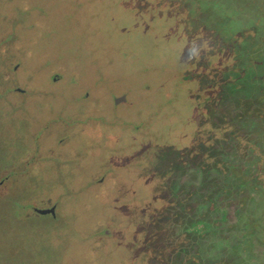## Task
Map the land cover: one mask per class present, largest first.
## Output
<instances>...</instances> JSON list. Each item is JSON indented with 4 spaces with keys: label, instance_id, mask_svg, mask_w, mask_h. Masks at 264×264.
Masks as SVG:
<instances>
[{
    "label": "rangeland",
    "instance_id": "1",
    "mask_svg": "<svg viewBox=\"0 0 264 264\" xmlns=\"http://www.w3.org/2000/svg\"><path fill=\"white\" fill-rule=\"evenodd\" d=\"M263 64L264 0H1L0 264H201L205 244L232 246L240 168L225 149L253 116L232 86ZM257 74L242 81L264 113ZM11 80L26 92L1 91ZM174 153L190 166L156 175ZM167 187L189 196L175 228L204 230L179 233L176 263L154 244L178 205ZM47 200L55 217H25Z\"/></svg>",
    "mask_w": 264,
    "mask_h": 264
},
{
    "label": "flooded vegetation",
    "instance_id": "2",
    "mask_svg": "<svg viewBox=\"0 0 264 264\" xmlns=\"http://www.w3.org/2000/svg\"><path fill=\"white\" fill-rule=\"evenodd\" d=\"M238 23L239 22L237 21L236 25ZM242 66H240V68L235 74L237 75L236 76L237 81L234 82L232 89L239 90L240 88H242V89H247L249 91H253L250 90L252 85L243 83L242 78H245L244 75L245 76H247V74L255 75V73L257 74L258 72L261 74L260 75L257 74L256 77L263 76L264 64L262 67L259 68V71H257L256 66L253 67V65L248 67L249 69ZM16 68L17 67L15 66L13 70H16ZM15 85L16 82L14 80H11V83L7 85L3 90L1 89V91L5 90L6 94H9L8 96L20 95L26 92L24 89L17 88ZM248 94L251 95V93ZM254 94L255 92L253 93V95ZM250 111H252L253 114V116L250 117L251 118L250 127L252 128L251 138L248 139L246 135L242 134L241 130H238L237 132H239V138H237V140L233 143V145H229L230 142L227 143L226 145L227 147L225 149L227 155H230L232 158L231 159L232 163L230 164H233V167L240 168V170L237 172V175H235L236 178L235 180L233 179L234 183L231 186V189L235 190V198L233 199L237 204L235 209H233L234 210L233 220L236 221V222L234 221L233 225L234 228L235 227L236 228L233 230V233H231V235L229 236V239H227L229 241L233 240L231 242L232 246L228 242L223 243V241L226 239H220V238L218 239L219 241L217 240L218 242L214 240V242L205 244L206 245L205 248L212 247V249H214L215 252H213L212 254H208V250H207V255L202 256L203 254L200 251L201 260L199 261L201 262V264H206L204 262L213 263L215 261L220 263L224 260L230 262L231 264H264V262L262 261V257L264 256V253L263 252L261 253V250L264 249V236H263L264 217H259V214L262 213L260 208L264 209V113H262L263 111L261 109V104L257 98H253L251 100ZM239 128L241 127H238V129ZM236 143L239 146L238 151L237 149H235L237 146ZM176 155L178 154L176 153L174 155L175 160L172 159L173 154L170 156H164L166 157L164 159V163L167 165V168L165 170H161V169L159 170V168L157 167L158 170H154V173L156 175L167 174L171 176L174 174V169L176 170L178 166H180V169L183 170H185L184 166L187 165L190 166V164L187 165H183L181 163L177 164L178 162L176 161V157H177ZM187 157H189V153L188 154L186 153V158ZM161 159L162 157L157 156L156 158L157 163L160 162ZM170 160L174 161V166L169 164L171 162ZM159 165L161 164L159 163ZM230 174L231 171L227 169V176L230 177L231 176ZM229 180L231 181L230 178ZM167 190L168 193L165 194L164 200L178 203V205L175 206L170 205L169 209H167V211L170 210L168 211L170 212V219L168 220L169 222H171V224L167 225L166 223L165 227H167L166 235L169 236L171 241L169 239L163 238L162 236L155 235L156 239L154 240V244H159L161 248H163L165 245H170L172 249L170 253L171 255L168 256L169 263H176L179 262V260L183 259L185 253L189 252L188 248L183 250V246L177 249L175 248L176 247L175 245H177V240L179 238V233H183V232L188 233L189 231L196 233V232H204V230L202 227L203 223L201 221H196V222L192 221L191 225L189 224L190 227L188 226L189 228L187 230L186 228H180L177 230V228L179 227L177 225H180L179 221H177V218L180 217L178 216L180 205L181 206L183 205L182 207H184L187 200L189 201V196L185 199L183 198L181 201V199L179 200L180 194L178 193V191L175 192V194L173 195L170 193L169 187H167ZM53 207H54V214L53 215L47 214V215L55 217V205L52 204L50 200L41 201L40 204H33L30 207L31 211L25 213V217L27 216L28 218H31V217L46 216V215H36L35 209H51ZM174 213L177 214H175V217L172 219ZM224 216L225 218H223V220L226 221L229 216L227 215V218H226V214H224ZM247 217L250 218L249 224L245 223L246 221L245 219ZM140 226L146 228L148 234L155 233L152 232V229L153 228L157 229L160 227L157 223L156 225H151L150 223L146 225L140 224ZM170 229L172 231H169ZM105 233H107V231ZM218 246H221L222 249H220ZM247 246H249V248H252L253 255H248L245 252ZM229 248L232 250H229ZM217 249H219L220 251L219 254L216 252ZM225 250H229L232 253L237 254V256L233 259H231L232 258L231 257L229 260L228 258H226V255H224ZM222 252L224 253L223 255H221Z\"/></svg>",
    "mask_w": 264,
    "mask_h": 264
},
{
    "label": "trees",
    "instance_id": "3",
    "mask_svg": "<svg viewBox=\"0 0 264 264\" xmlns=\"http://www.w3.org/2000/svg\"><path fill=\"white\" fill-rule=\"evenodd\" d=\"M248 93H251V95H249ZM235 95L237 97H239L240 99L241 98H244V100H247L249 98H251V100H252L253 98H256V97H253L254 95H253V93L251 91H249L247 89H242V88H240L239 90H237L236 93H235Z\"/></svg>",
    "mask_w": 264,
    "mask_h": 264
},
{
    "label": "water",
    "instance_id": "4",
    "mask_svg": "<svg viewBox=\"0 0 264 264\" xmlns=\"http://www.w3.org/2000/svg\"><path fill=\"white\" fill-rule=\"evenodd\" d=\"M122 101H124L123 97L118 98L116 100V103H119V102H122ZM35 212H36V215H47V214L53 215L54 214V207L51 208V209H35Z\"/></svg>",
    "mask_w": 264,
    "mask_h": 264
}]
</instances>
